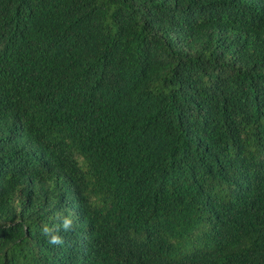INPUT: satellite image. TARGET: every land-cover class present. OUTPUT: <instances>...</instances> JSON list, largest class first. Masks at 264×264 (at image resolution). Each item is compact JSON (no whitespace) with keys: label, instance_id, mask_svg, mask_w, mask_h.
<instances>
[{"label":"trees","instance_id":"trees-1","mask_svg":"<svg viewBox=\"0 0 264 264\" xmlns=\"http://www.w3.org/2000/svg\"><path fill=\"white\" fill-rule=\"evenodd\" d=\"M0 264H264V0H0Z\"/></svg>","mask_w":264,"mask_h":264},{"label":"clouds","instance_id":"clouds-1","mask_svg":"<svg viewBox=\"0 0 264 264\" xmlns=\"http://www.w3.org/2000/svg\"><path fill=\"white\" fill-rule=\"evenodd\" d=\"M69 225H70V221L65 220V221H64V227L67 228V227H69ZM52 242H53V243H58V242H59V238H58V237H53Z\"/></svg>","mask_w":264,"mask_h":264}]
</instances>
